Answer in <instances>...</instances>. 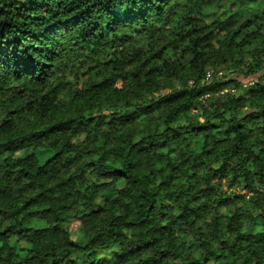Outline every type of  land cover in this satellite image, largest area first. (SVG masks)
<instances>
[{
	"label": "trees",
	"instance_id": "obj_1",
	"mask_svg": "<svg viewBox=\"0 0 264 264\" xmlns=\"http://www.w3.org/2000/svg\"><path fill=\"white\" fill-rule=\"evenodd\" d=\"M160 6L165 14L144 22L148 0H0L7 41L0 47V264H185V257L187 264H238V241H252L248 251L264 264V234L221 240L222 218L209 215L219 241L213 249L193 220L205 217L201 209L213 211L208 200L219 208L247 197L264 208V7L233 13L238 4L225 10L220 0ZM46 67L69 82L76 75L70 103L42 73ZM240 76L255 78L244 86ZM231 87L238 94L222 92ZM121 98L134 109L128 116L143 115L138 128L134 120L127 132L123 124L88 123L86 113ZM121 178L136 194L115 189ZM175 208L180 216L171 215ZM40 218L48 225L30 227ZM227 224L229 232L240 227L235 216ZM85 225L91 231L81 243ZM257 225L264 227V214L248 227ZM189 236L196 243L186 250Z\"/></svg>",
	"mask_w": 264,
	"mask_h": 264
},
{
	"label": "clouds",
	"instance_id": "obj_2",
	"mask_svg": "<svg viewBox=\"0 0 264 264\" xmlns=\"http://www.w3.org/2000/svg\"><path fill=\"white\" fill-rule=\"evenodd\" d=\"M150 4L153 5L151 12L144 17V22H147L148 20H154L156 16H163L165 14V7H161L160 5H168L172 2V0H148ZM220 2L223 3L224 9L226 10L231 4L237 3L238 7L233 9V13L236 11H240L243 9L249 10V11H254L257 9V7H264V5L259 4V0H220ZM239 6H242L239 7ZM211 11H215V7H212L210 9ZM231 15V13H230ZM223 19H227V17H222ZM176 20L174 19L173 24L171 27H175ZM208 23H211V20L208 21ZM162 27V31L164 34H167L166 29L163 28L162 24L160 25ZM254 30V29H249ZM261 32L264 33V28L261 29ZM217 39H223V37H217ZM7 41L0 39V47H3ZM212 43L215 45L216 40H213ZM251 51L250 49H245V53ZM53 59H55V56H53ZM264 59V57H262ZM79 72H87V68L83 69H78ZM130 69H125V71H129ZM262 71H264V67L261 68ZM42 73L44 75H52V81L51 83L53 85L60 83L61 87L64 89L63 92H61V98H68L69 103L71 102V95H72V88L76 84V75L74 74L73 80L71 82L66 81L63 79L62 74L60 73H54V69L52 67H46L41 69ZM109 71H111L109 69ZM95 73H90L87 79L91 80L94 78ZM239 95H244V92L241 91ZM127 98H121V100L116 103V104H110L107 101L102 102L101 106L96 107L93 109L92 113H86V115L92 116L91 119H89L88 123H96L97 120L99 123L97 124V127L103 128V127H113L117 125L123 124L124 131H128V122L130 120L136 121L135 127H139V121L140 119H143V115H138V116H128L126 113L128 111H132L134 109L129 108L126 106V101ZM133 103H137V101H133ZM93 113H100L99 116L93 115ZM106 113V114H105ZM201 115H204L203 110H201ZM247 115L251 117V110L249 109L247 111ZM207 120L205 119V123ZM160 130H164V124L161 122L160 124ZM141 134L142 133H138ZM264 138V137H261ZM144 151H148V149H145ZM17 156L23 155L21 152L16 153ZM98 158V157H97ZM215 167L218 169L220 167V163H217ZM243 179H241V186H243ZM205 185H202V187ZM115 189L118 190H125V189H131L134 194H136V189L133 187L131 181L127 178H121L116 182ZM260 198V197H258ZM217 199V198H213ZM205 200H201L197 203H194L192 205L193 208L200 207V204L205 203ZM126 204L131 205L132 200L131 198H128L125 200ZM207 203L211 205V208L213 211L207 212L205 209H201L202 211H205L207 214L203 218H197L193 217V220L196 221L195 224V229H200L201 233L204 235V237L212 244L213 249H216L219 247V241L215 239V237L212 235V228L214 227L212 225V221L209 220L207 217L209 215L213 216L214 218H222L221 223L219 224V231H220V239L221 240H230L234 241L237 235L240 236H256L260 234H264V227H259V225L254 226L252 229L248 227V225L251 223V219H255L259 217L261 214H264V208L262 209H255L254 207H251L248 201V198L245 197L244 200L236 201L235 203H226L225 205L217 208L215 203H213V200H208ZM246 212L251 213V218H249L246 215ZM122 214V211H118L117 215ZM173 217H177L181 215V209L175 208L174 211L171 213ZM230 216H235L239 222H240V227L238 231L236 232H229L228 231V224L227 220L228 217ZM48 225V220L45 218H40L38 220H33L30 222V227L32 228H37L41 226H47ZM5 226H7L5 224ZM203 226V227H202ZM204 227H207V231H204ZM259 227V231L256 230V228ZM185 231H194V229H189L188 225L184 226ZM91 231L90 227L85 225L82 227L81 232H82V238L80 240L81 243H86L88 239L87 233ZM121 231L124 233V235L127 237L128 240H133L135 239V232L132 228L129 227H123L121 228ZM18 235L24 236V233H19ZM173 236L179 242V234L178 233H173ZM69 238L73 241H77V236L75 234H71ZM199 237H197L198 239ZM16 240L13 239L11 241L12 244H16ZM189 242L191 243H196L195 240L192 239V237H186L184 240L186 250L187 247L189 246ZM25 243L29 248L34 247L35 245L28 240L27 237H25ZM237 243L243 245V250L239 252V255L243 257V259L239 260L238 264H244V261L247 260L248 264H256V257L248 251L249 245L252 244V241L244 242V241H238ZM254 246V245H253ZM117 250V248L110 249V251ZM197 255H200L201 253H196ZM111 258V257H110ZM168 264H180L179 261L172 260L169 261ZM185 264H187V259L185 257ZM209 264H212V261H209Z\"/></svg>",
	"mask_w": 264,
	"mask_h": 264
},
{
	"label": "rangeland",
	"instance_id": "obj_3",
	"mask_svg": "<svg viewBox=\"0 0 264 264\" xmlns=\"http://www.w3.org/2000/svg\"><path fill=\"white\" fill-rule=\"evenodd\" d=\"M212 70H214V72L216 73V75L218 76V77H227V78H229V77H234L235 75L234 74H228V72L226 71V70H224V69H212ZM217 71V72H216ZM255 77H244V76H240V77H237V79L241 82V83H243L244 84V86H246V85H249L248 83L250 82V81H252L253 79H254ZM229 92V93H231V94H238V89L236 88V87H231V88H226V89H224V90H222V92L223 93H226V92ZM217 96H220L221 94L220 93H218V94H216ZM70 230L74 233L75 231H76V225H71L70 227ZM105 257L106 256H108L107 255V253H104L103 254ZM99 257H101V254H99Z\"/></svg>",
	"mask_w": 264,
	"mask_h": 264
}]
</instances>
